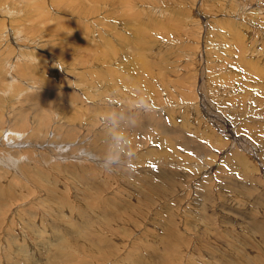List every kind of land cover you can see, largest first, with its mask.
<instances>
[{"label": "rangeland", "instance_id": "rangeland-1", "mask_svg": "<svg viewBox=\"0 0 264 264\" xmlns=\"http://www.w3.org/2000/svg\"><path fill=\"white\" fill-rule=\"evenodd\" d=\"M35 2L43 30L25 16ZM224 4L223 14L215 10ZM235 19L239 29L256 20L264 31V0H0V264H264V149L257 156L240 147L224 122L205 113L202 102L213 99L221 103L214 113L226 118L229 93L240 96L205 87L204 40L185 33L196 22L199 31L211 27V52ZM12 21L32 29L25 42ZM142 27V37L149 34L143 48ZM44 32L61 43L45 39L40 48L34 36ZM261 46L252 44L247 67L229 51L216 55L235 70L257 67L263 77ZM140 54L163 73L152 87ZM133 60V74L122 69ZM199 73L205 88H195ZM224 73L227 84L235 79L229 86L237 84V71ZM241 120L261 148L264 118Z\"/></svg>", "mask_w": 264, "mask_h": 264}, {"label": "bare ground", "instance_id": "bare-ground-1", "mask_svg": "<svg viewBox=\"0 0 264 264\" xmlns=\"http://www.w3.org/2000/svg\"><path fill=\"white\" fill-rule=\"evenodd\" d=\"M126 1H128V0H126ZM198 0H196V2H197ZM106 2V1H105ZM34 4V3H33ZM120 4V3H119ZM182 6H185V5H183L182 4V1H181V3H180ZM188 4V3H187ZM194 4V3H193ZM197 4V3H196ZM213 5V4H212ZM189 6H191V8L194 10V12L195 13H201V11L203 12V14H204V16H206L205 14H207V15H209V16H211V15H216V11L217 12H219V13H221V14H223V11L225 12L226 10H225V8H223L222 9V6L224 7L225 6V4L224 5H219V6H214V8H215V10H214V8L212 7L211 9H210V11H208L207 13H204V11H203V8H202V6L201 7H199V6H197L196 7V5H195V7H192V5H189ZM23 7V6H22ZM118 7V6H117ZM205 7V6H204ZM31 9H33V13L32 14H30V13H28V11H26V15L25 16H30V19L32 20V21H38V23H33L32 25H31V27L32 28H34V29H36V30H38V29H40V30H43V26H45L44 24H43V22L44 21H46V19H45V17H43V10H42V5L40 4V3H38V2H35V5H33V6H31L30 7ZM125 7H123V9H124ZM210 8V7H209ZM126 9V8H125ZM223 11H222V10ZM229 9H232V11H233V7H229ZM84 10H87V9H83L82 8V10L81 11H84ZM91 10V9H90ZM205 10V9H204ZM95 11V10H94ZM93 11V12H94ZM124 12L126 11V10H123ZM197 11V12H196ZM213 11H215V13H213ZM242 11V10H241ZM244 11V10H243ZM242 11V12H243ZM246 11V10H245ZM211 12V13H210ZM42 13V14H41ZM81 13V12H80ZM80 13H79V15H80ZM114 13V12H113ZM126 13V12H125ZM199 13V14H200ZM241 13V12H240ZM245 13V12H244ZM253 13H255V11L253 10L252 12L251 11H249L247 14H248V16L249 15H251V14H253ZM39 14L40 15H42V17H39ZM117 15H118V17H122V15H125V14H122V15H120L119 13H116ZM116 14H114V15H116ZM197 15V14H196ZM81 16V15H80ZM82 16H84V15H82ZM194 16V17H193ZM192 16V19H193V21L195 22V21H198V20H196L197 19V16L195 17V15H193ZM243 16V15H242ZM18 17V16H17ZM129 17V16H128ZM207 17V16H206ZM123 18V17H122ZM127 18V17H126ZM203 19V18H202ZM23 20H25L24 18H23ZM132 20V19H131ZM200 20V19H199ZM234 20V19H233ZM232 21V20H231ZM236 21H238V20H236L235 19V21H232V22H230L229 24H228V26L227 25H225V30H224V32L223 33H221V38H220V40H219V43L217 44V46L215 47V48H212V50H211V52L210 51H207L206 50V48H208V40H209V37H210V33H211V27H207V26H203L202 27V29H201V31H199V27H198V24H197V22H196V26H197V28L196 29H194V30H191L190 31V33L189 32H185L186 34H188V36L187 37H191V40L190 41H194V39L193 38H196V37H199V41H200V38H202L204 41H202L203 43H198L199 45H198V48L199 47H203V50H205L207 53H208V56H205V61H207L205 64H204V66H205V68H207V69H205L206 71L208 70V84L207 85H205V79H206V75L205 74H203V75H201L200 73V78H198L197 77V74H196V77H195V79H196V81L195 82H197V85H195V84H193V85H195L194 87L195 88H197V86H199V85H201V86H203V88H205V87H208V89L210 88V89H212V90H215L214 88H216V89H221L220 87L221 86H225L226 88L227 87H229V88H231L232 90H235V91H237V92H239V96L240 97H238V99L237 100H234V99H232L234 96L232 95V98H230L231 97V94L229 93V95H230V97L228 96V95H225V94H223V95H225V96H227V97H229L228 98V100H230L229 102L231 103V106H230V104L228 103V107L226 108L224 105V107H225V109H222L223 110V112H224V114H226V118H228L229 120H231L232 119V123H230L229 122V120H227L224 116H223V114L220 112L221 111V109H219L220 111H218V112H216V114L214 113V110L216 109L215 107L216 106H218V104L220 103H218L216 100L214 101L213 99H211L213 102H211V103H207L206 105L204 104V103H206V101H201L202 102V104H203V108H205L208 112H205L207 115H212L213 117H215V118H217V119H219V120H221L222 122H224L225 123V126H222V130H224V131H226L228 134H229V136H230V138H231V140L232 141H234V143L235 142H237V141H239V142H241V143H238L239 144V146L241 147H243V148H251L255 153H256V155L258 156V154H259V150H261V149H264V144L262 145V147L260 148L259 146H261V145H256V144H254V143H252L251 141H250V139H249V136L247 135V134H245L244 133V131H245V129L244 128H240V125H241V123H239V122H237V120L239 121V120H246V121H249V120H255V118H260V117H262V118H264V74H263V77H259L260 75V71L258 72L256 69H257V67H256V69H254V66H252V68H249L248 69V71H251V72H248V71H245V69L244 70H241V71H239V70H235L234 68H232V67H230L228 64H226V62L225 61H227V60H225V58H223V57H220V56H217L216 55V53H221L222 52V54L224 53V51H229L230 52V55L231 56H233V58L235 59V58H238L240 61H242V62H244L245 63V65H246V67L249 65V62L247 61V54L249 53V51H250V49H251V46H252V44H256V43H258V44H260V45H262L260 48H259V51L261 52V58L260 59H262L263 61H264V31H262V29H261V27H260V23H259V21H251L249 24H248V26H245L244 24H242V27H243V29H239V28H237V27H235V24L237 23ZM13 22L15 23V25L13 24ZM26 21H12L11 22V25H12V27L14 28V30H15V33H16V36H17V39L18 38H20V40L22 41V42H25V40H27L28 39V36H29V34L28 33H30V31H32V29H28V28H26V23H25ZM97 22V21H96ZM124 21H122V23H123ZM135 23H136V25H137V21H134ZM139 22V21H138ZM202 22H203V20H202ZM140 23V22H139ZM139 23H138V25H139ZM205 23V22H204ZM227 24V23H226ZM125 25V24H124ZM136 26L137 27V30H139V28H140V26ZM25 26V28H23ZM88 26V25H87ZM259 26V27H258ZM123 27V26H122ZM263 27H264V25H263ZM89 28V27H88ZM246 28H248L247 30H246ZM125 29V28H124ZM18 30H20V32H22L23 33V35L24 36H22L21 34H20V32H19V34H18ZM9 32V31H8ZM43 32V31H42ZM124 32H125V30H124ZM62 32H60L59 34H61ZM64 33V32H63ZM79 33V32H78ZM184 33V34H185ZM200 33V34H199ZM204 33V34H203ZM28 34V35H27ZM201 34H203L202 36H201ZM223 34L228 38V40L227 39H225V42H222L224 39V37H223ZM249 34V35H248ZM45 35V32H44V34H42V33H37L34 37H35V40L37 41V44L39 45V46H41L40 48H42L44 45H43V42L45 41H47V40H45V39H48V43H49V45H51V46H58V44H60L61 43V38H60V40L57 42V43H55V41L57 40V39H53V37L50 35V36H44ZM65 35V34H64ZM145 35V29L142 27V34H141V38H142V42H140V43H138L139 45L140 44H142V48L144 47V46H146L147 44H149V40H147V37H149V34H148V36L146 37V38H143L142 36H144ZM179 35V34H178ZM178 35L175 37V39H180L179 37H178ZM37 36V37H36ZM78 36V35H77ZM181 36V35H180ZM33 37V38H34ZM79 37V36H78ZM81 37V36H80ZM127 37V36H126ZM225 37V38H226ZM24 38V39H23ZM212 39H215L216 38V34L215 33H213L212 34V37H211ZM190 39V38H189ZM140 40V39H139ZM186 40V39H185ZM41 41H43V42H41ZM53 43H52V42ZM78 41H80V40H78ZM84 41V40H83ZM243 41H246V44H247V46H243ZM40 42L42 43V45L40 44ZM81 42H82V40H81ZM89 42V41H88ZM201 42V41H200ZM1 43V42H0ZM245 43V42H244ZM26 44V43H25ZM32 45V44H31ZM154 45V44H153ZM10 46V45H9ZM23 46H25V45H23ZM155 46V45H154ZM26 47V46H25ZM32 47V46H31ZM46 47V46H45ZM157 48V47H156ZM145 49H147V48H145ZM151 49V48H150ZM149 49V50H150ZM153 49V48H152ZM80 50V49H79ZM144 50V49H143ZM158 50V49H157ZM196 50V54H197V49H195ZM200 50V49H199ZM13 51V50H12ZM78 51V50H77ZM89 52V51H88ZM160 52H161V50H160ZM175 52V51H174ZM3 53V52H2ZM6 53V52H5ZM12 53V52H11ZM25 53H27V52H25ZM33 53V52H32ZM104 53V52H103ZM140 53H142V52H140ZM1 54V53H0ZM19 54H24V52H21V53H19ZM97 54V53H96ZM192 54H193V52H192ZM199 54V53H198ZM2 55V54H1ZM0 55V56H1ZM4 55V54H3ZM5 55H7V54H5ZM25 55H27V54H25ZM24 55V56H25ZM31 55V54H30ZM78 55V54H77ZM82 55V54H81ZM157 55V54H156ZM21 56V55H20ZM104 56H106V54H104ZM127 55H125V58H124V56L122 57L125 61H130L131 59H129V57H126ZM150 56V55H149ZM198 56L199 55H196V58H198ZM202 56V58H204L203 57V55H201ZM5 57V56H4ZM3 57V58H4ZM8 57H10V56H8ZM22 57H23V55H22ZM43 57V56H42ZM42 57H40L41 59H43ZM140 57L142 58V56H141V54H140ZM193 57H194V55H193ZM76 58V57H75ZM81 58V57H80ZM110 58H111V56H110ZM148 58V55H146L145 54V57L144 58H142L141 60V62H142V65H141V69H142V72H146L147 71V75L145 76L144 74H142V75H144V77H146V78H148V79H150V80H148L147 82H146V84L148 85V86H150V87H152L153 85H154V83L153 82H155V80L153 79V78H159L157 75H159V76H161L163 73L161 72V73H158V74H155L154 72H153V70L151 69V67H150V62L148 63V60H145V59H147ZM153 58V57H152ZM33 59H34V57H33ZM109 59V58H108ZM4 60H6L5 58H4ZM10 60V59H9ZM46 60V59H45ZM110 60V59H109ZM177 60V59H176ZM198 60V59H197ZM213 60H215V61H218V63H212L213 62ZM225 60V61H224ZM2 61V60H1ZM0 61V62H1ZM7 61V60H6ZM39 61V60H38ZM115 61V60H114ZM173 61V60H172ZM187 61V60H186ZM2 62H4V61H2ZM10 62V61H9ZM41 62V61H40ZM47 62V61H46ZM108 62V61H107ZM111 62V61H110ZM176 62V61H175ZM178 62V61H177ZM16 63V62H15ZM125 64H126V62H124ZM132 63H134V65L133 66H130V65H128V63L126 64V65H121L122 66V69H129L130 70V73H132L133 74V71L134 70H132V68H135V66L137 67V60L135 61V60H133L132 61ZM163 63V62H162ZM192 63H197V61L195 60V57H194V59H193V62ZM12 64L13 63H11V66H12ZM17 64V63H16ZM148 64H149V69H147V67H148ZM159 64L161 65V61L159 62ZM159 64L157 65L156 64V66H157V69L159 70V72H160V69H159ZM230 64V63H229ZM232 64V63H231ZM8 65H10V64H8ZM120 65V64H119ZM154 65L155 64H153V66L152 67H154ZM167 65V64H166ZM234 65V64H233ZM11 66H10V68H11ZM204 66L203 65H201V69H202V72H203V68H204ZM139 67V66H138ZM163 67V66H162ZM2 68V67H1ZM7 68H8V66H7ZM85 68V67H84ZM92 68V67H91ZM94 68V67H93ZM174 68V67H173ZM226 68H228L229 69V72L230 73H236V71L239 73H236V75L238 74V75H240V77L238 76V78H236V82L235 83H237V84H233L232 86H229L228 84H231L232 83V81L234 80L235 81V79H233V80H231V81H229L228 82V84H227V81L229 80V75H226L225 73H224V70L225 71H227L228 69H226ZM236 68V67H235ZM197 69H199L200 70V68L197 66ZM239 69V68H238ZM9 70V69H8ZM94 71L96 70L95 68L93 69ZM138 70V69H137ZM162 70V69H161ZM164 70V69H163ZM180 70V69H179ZM187 70V69H186ZM247 70V69H246ZM259 70V69H258ZM10 71V70H9ZM9 71H7V72H9ZM12 71V70H11ZM10 71V72H11ZM94 71H92V73L94 72ZM97 71V70H96ZM125 71H127V70H125ZM136 71V70H135ZM137 72H140V71H137ZM157 72V71H156ZM181 72V71H180ZM179 72V73H180ZM254 72V73H253ZM262 72V71H261ZM84 73V72H83ZM89 73V72H88ZM99 72H97V74H98ZM165 73V72H164ZM182 73V72H181ZM256 73V74H255ZM136 74H140L139 76H141V73H136ZM248 74H251L252 75V77L250 76V75H248ZM11 75V74H10ZM10 75H9V78L10 79H12L13 81L15 80L14 78H11V77H13V76H11L10 77ZM13 75V74H12ZM84 75H85V73H84ZM90 75H91V73H90ZM112 76H113V74H111ZM126 75H127V73H126ZM180 75H182V74H180ZM87 76V75H86ZM135 76V75H134ZM1 77V76H0ZM2 77H5V80H6V76H3L2 75ZM85 77V76H84ZM114 77V76H113ZM113 77H111V79L114 81V79H113ZM187 77H190V76H187ZM193 77V76H192ZM94 78V77H93ZM96 78H97V75H96ZM98 78H99V76H98ZM98 78L97 79H95L94 78V80H98ZM116 78V77H115ZM138 78V77H137ZM88 79V78H87ZM139 79H140V77H139ZM144 79V78H143ZM151 79H153V82L151 81ZM163 79H165V78H163ZM254 79V80H253ZM223 80H225V82L222 84L220 81H223ZM12 81V82H13ZM16 81V80H15ZM91 81H92V79H91ZM91 81H89V82H91ZM98 81H100V80H98ZM101 81H102V79H101ZM110 81V80H109ZM112 81V82H113ZM141 81V80H140ZM5 82H7V81H5ZM10 82V81H9ZM143 82V81H142ZM189 82H191V81H189ZM98 83V82H97ZM126 83H129L128 81L126 82ZM164 83V82H163ZM169 83V82H168ZM181 83V82H180ZM187 83V82H186ZM193 83V82H192ZM80 84V83H79ZM100 84H101V82H100ZM173 84V83H172ZM8 85H10V83L8 84ZM98 85V84H97ZM180 85V84H179ZM191 85V84H190ZM204 85H205V87H204ZM11 86H12V84H11ZM92 86V85H91ZM110 86H111V83H110ZM127 86V85H126ZM170 86V85H169ZM175 86V85H174ZM183 86V85H182ZM235 86V87H234ZM130 87V86H129ZM132 87V86H131ZM89 88V87H88ZM170 88V87H169ZM168 88V89H169ZM180 88V87H179ZM179 88H178V90H179ZM201 88V87H200ZM229 88H227V89H229ZM7 89H8V87H7ZM10 89V88H9ZM8 89V91L9 92H13L12 90H9ZM164 89V88H163ZM221 90H223V88L221 89ZM169 91V90H168ZM199 91H201V90H199ZM199 91H197V92H199ZM226 91V89L223 91V92H225ZM234 91V93H236ZM227 92V91H226ZM225 92V93H226ZM230 92H231V90H230ZM252 92V93H251ZM86 93V92H85ZM102 93V92H101ZM202 93H204V92H202ZM210 93H213V92H211L210 91ZM232 93H233V91H232ZM249 93H251V95L250 96H252L253 97V101H250V102H245V99L243 100V98H245V96L248 94L249 95ZM87 94H89V92L87 93ZM195 94V93H194ZM218 94H220V93H218ZM216 95V94H215ZM253 95H256L255 97L253 96ZM110 96V95H109ZM205 96V95H204ZM221 96V95H220ZM100 97H101V95H100ZM206 97H207V95H206ZM210 97H213V95L212 96H210ZM214 98V97H213ZM184 99V98H183ZM215 99V98H214ZM225 99H227V98H225ZM235 99H236V97H235ZM91 100V99H90ZM201 100V99H200ZM203 100V99H202ZM204 100H206L205 98H204ZM210 100V101H211ZM247 100V99H246ZM225 101V100H224ZM224 101H222V102H224ZM227 101V100H226ZM235 101V102H234ZM226 103V102H225ZM224 103V104H225ZM223 104V103H222ZM247 104H249V106H253L251 109L249 108V110H251V111H249L248 110V107L246 106ZM220 105H221V103H220ZM256 105V107L257 108H255L254 106ZM214 106V107H213ZM221 107V106H220ZM246 107H247V112L246 113H244L245 111H246ZM189 108V107H188ZM215 108V109H214ZM223 108V107H222ZM254 108H255V110H254ZM227 111V112H226ZM204 113V114H205ZM203 114V113H202ZM203 114V115H204ZM249 116V117H248ZM244 118V119H243ZM241 120V121H242ZM243 123H244V121H243ZM251 123H252V121H251ZM243 125V124H242ZM214 126V125H213ZM215 127V126H214ZM237 127V129L235 130L234 128H236ZM214 130V129H213ZM1 132V131H0ZM261 134H264V132H261ZM253 137L254 138H257L259 135H260V132H257V130H256V132H254L253 134ZM248 136V137H247ZM247 137V138H246ZM260 137V136H259ZM262 137V136H261ZM246 138V141H247V144H245V142H242L244 139ZM254 140V139H253ZM259 141L260 142H264V138H260L259 139ZM25 142V141H24ZM79 142V141H78ZM164 141H160V144H162ZM259 142V143H260ZM21 143V142H20ZM12 144V143H11ZM18 143H16V145H17ZM258 144V143H257ZM13 145V144H12ZM15 145V144H14ZM239 146H237V147H239ZM239 147V148H240ZM18 148V147H17ZM25 151V150H24ZM264 152V151H263ZM240 153V152H239ZM247 153V152H246ZM258 153V154H257ZM248 155V154H247ZM246 157V156H245ZM260 157H261V155H260ZM234 157L232 156V159H233ZM242 158V157H241ZM234 160V159H233ZM262 160L264 161V157L262 158ZM229 161V160H228ZM263 164V163H262ZM245 165V164H244ZM251 170V169H250ZM207 171V170H206ZM259 173V172H258ZM3 175V174H2Z\"/></svg>", "mask_w": 264, "mask_h": 264}]
</instances>
